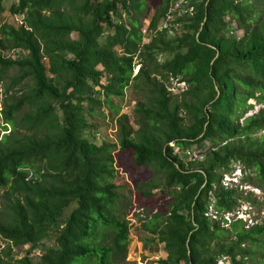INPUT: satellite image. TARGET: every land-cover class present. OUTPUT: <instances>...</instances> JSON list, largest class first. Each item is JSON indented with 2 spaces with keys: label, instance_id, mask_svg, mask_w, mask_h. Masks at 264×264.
<instances>
[{
  "label": "trees",
  "instance_id": "trees-1",
  "mask_svg": "<svg viewBox=\"0 0 264 264\" xmlns=\"http://www.w3.org/2000/svg\"><path fill=\"white\" fill-rule=\"evenodd\" d=\"M146 7V0L9 7L21 20L0 23V264H33L36 250L37 264H122L128 204L120 202L113 155L127 151L154 176L139 193L172 198L167 214L143 224L144 247L161 243L167 254L156 264L222 257L264 264V223L232 218L224 227L239 196L236 186L221 184L239 166L242 182L264 186V107L246 116L249 100L264 105V0H194L181 8L162 0L148 28L167 25L148 41L140 25ZM15 50L26 55L5 56ZM135 60L141 66L133 76ZM169 80L186 89L173 96ZM127 89L140 96L131 116L112 102ZM102 106L116 117V143L85 137L95 128L88 117ZM206 143L200 161L183 162L175 152Z\"/></svg>",
  "mask_w": 264,
  "mask_h": 264
},
{
  "label": "rangeland",
  "instance_id": "rangeland-1",
  "mask_svg": "<svg viewBox=\"0 0 264 264\" xmlns=\"http://www.w3.org/2000/svg\"><path fill=\"white\" fill-rule=\"evenodd\" d=\"M161 1L162 0H146L147 7L145 16L140 25L142 38H145L147 41L151 38L152 35L155 34L156 31L167 25L166 21L162 22V20H160L157 23L156 30H149L148 28L150 22L152 23L154 9L160 6ZM193 1L194 0H174L175 5L177 7L179 6L180 8L182 6H187V4H190ZM17 2L18 0H5L3 2L4 11L0 14V23L7 22L16 26L20 25L21 17H11L8 13L9 7L12 4H16ZM190 11H192V8H189V12ZM123 19L124 21H127L126 18ZM167 19V21H170L171 17L169 16L167 17ZM230 27L233 29L234 35L236 37L241 36V31L238 29L236 30L234 24H231ZM72 38H74V35H72ZM25 55L26 53L20 50L5 53V56L12 60L16 58H23ZM68 58H72V56H68ZM164 59V54L158 55L159 62H162ZM138 62V60L134 61L135 66L133 69V76L136 75V72H138L141 66V63ZM45 66L47 65L45 64ZM15 74H17L16 70H10L7 77H12ZM24 82H26V80ZM101 83L105 84L104 79L101 80ZM165 87L166 90L173 96L186 89L185 84L179 83L176 80H169L165 83ZM18 88L19 87H16V90ZM96 90H99V88H96ZM0 92H2L1 86ZM103 98V94H100V99L103 100ZM139 99L140 96L138 93L135 94V92H133L131 89H127L122 100L119 101L117 99H112V102L115 105L119 104V114H126L128 116H131L133 114L135 104ZM248 104L252 106V109L248 111L246 116H250L254 114L259 108L264 107V105H257L253 100H249ZM96 111L97 112H95L92 117H88V122L92 123L95 128L86 133L85 137H87L93 143L98 144L102 141L108 143H116V117H111L109 108H107L106 106H102L100 109L96 108ZM10 129V127H7L5 133L8 134L10 132ZM262 133H264V131ZM208 146L209 145L206 143L204 144V147H194L188 152H178L177 150H175V152L178 153L180 159L183 162H189L192 160L200 161L203 159L204 152L206 151ZM113 156V166L117 174L114 182L120 184V186L123 184V186L119 187L118 189L121 197L120 202L128 204V208L125 211V219L128 221L129 237L126 257L123 260L122 264H156L155 262H157L158 259L166 258L167 254L164 251V245L161 243H158L157 245L150 244L149 246L144 247L143 241L147 238V234L143 228V224L154 213L167 214L168 207L172 202V198L166 194L161 193L159 190L154 191L151 196H142L137 190V187L140 183L149 182L154 177L152 174V170L143 166H135L134 159L131 153L128 151L115 152ZM238 168L239 166H236L233 172H238ZM231 176L232 175H225L222 178L221 184L224 187L227 186L230 188L232 187V185L234 186V184L229 185V181H232L233 183L239 182V178L237 177V175L232 177V179ZM242 177H244L243 174ZM124 182H126L127 186L124 185ZM246 182L243 181L242 186L237 188V194L239 197L237 200V208L234 211H238V213L233 211L231 214H224L223 219L226 221L224 227H227V225L232 221V216L234 214H236L235 219L243 218V220H246V226L250 225L251 222V224H255L256 222L259 225L264 223V186L256 187L251 181H248L247 183ZM123 207L124 205L122 206L121 204L118 213L123 210ZM245 210L247 211L245 212ZM208 215L212 217H214L215 215L212 205H210L208 208ZM156 243L157 240L155 239V244ZM3 244L4 242L0 239V245L3 246ZM261 248L264 250V243ZM24 250L26 251L27 249ZM39 254L40 253L38 250L33 252V255L31 256L33 264H37ZM262 259L264 261V256L262 257ZM216 264H227V258L226 260L224 257L218 259Z\"/></svg>",
  "mask_w": 264,
  "mask_h": 264
},
{
  "label": "clouds",
  "instance_id": "clouds-1",
  "mask_svg": "<svg viewBox=\"0 0 264 264\" xmlns=\"http://www.w3.org/2000/svg\"><path fill=\"white\" fill-rule=\"evenodd\" d=\"M137 73V72H136ZM238 170V172H232V176H231V179H232V177H234V176H236L237 175V177L239 178V182H232V181H229V183L230 184H234V186H236V188H239V187H241L242 186V180H241V178H242V172H241V170H240V168H238L237 169ZM236 170V171H237ZM247 210H245V212H246ZM234 212H237L238 213V211H234ZM231 214V213H230ZM235 216H236V214H234L233 216H232V218H234L235 219ZM239 219H241V220H243V218H239ZM244 222H246V220H243ZM252 223V222H251ZM250 223V224H251Z\"/></svg>",
  "mask_w": 264,
  "mask_h": 264
},
{
  "label": "built area",
  "instance_id": "built-area-1",
  "mask_svg": "<svg viewBox=\"0 0 264 264\" xmlns=\"http://www.w3.org/2000/svg\"><path fill=\"white\" fill-rule=\"evenodd\" d=\"M0 123H1V121H0Z\"/></svg>",
  "mask_w": 264,
  "mask_h": 264
}]
</instances>
